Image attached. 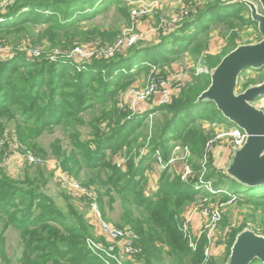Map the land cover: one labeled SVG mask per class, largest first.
<instances>
[{"label":"trees","instance_id":"obj_1","mask_svg":"<svg viewBox=\"0 0 264 264\" xmlns=\"http://www.w3.org/2000/svg\"><path fill=\"white\" fill-rule=\"evenodd\" d=\"M100 1L15 2L9 8V15L2 17L4 24L0 25V31L27 23H47L51 24L48 28L51 37L55 35L57 38L59 32L74 29L80 20L91 18L110 5L125 6L123 0ZM247 8L241 2L211 5L189 14L181 28L162 37L157 46L143 49L135 46L126 56L93 61L82 68L73 62H57L45 55L37 59L18 55L11 61L0 62V112L12 115L13 122L26 129L50 131L65 125L77 131L71 135L75 141L73 150L68 155L63 154L62 168L64 166L76 179L86 171L88 179L83 184L89 188L97 186L103 218L108 219L107 208L113 211L114 196L119 197L123 209L119 226L139 235L138 245L142 252L137 258L145 264H163L167 257L169 264L202 263L207 240L203 237L195 241L197 249H192L184 237L180 215L188 204H193L200 194L206 192L194 188L195 181L194 184L185 183L175 172L172 174L170 168H165L160 174L158 190L148 194L149 178L145 173L153 171L148 159L156 151H161L164 163L169 165L171 152L176 147L170 144L171 141L189 146L198 158L210 159L212 155L206 153V147L212 139L198 132L196 122L210 120L222 124L225 121L213 103L198 102L211 84L210 75H204L170 105L155 110L165 113L162 114L164 121L148 143L140 148L149 153L141 157L143 153L134 148L140 138L146 141L149 128L144 127L143 116H135L127 110L121 93L132 87L140 72L170 63L171 56L191 51L199 55L205 51L209 47L208 32L213 22L224 21L235 27L234 20H238V26L254 25L257 28L251 16L246 18L243 14ZM124 15L128 17L126 13ZM115 36V33L101 32V37H108L111 42ZM236 38L237 33H234L230 47L215 57L212 69L239 46ZM42 43L39 40L34 45ZM69 44L72 48L77 46L73 41ZM249 87L250 84L245 85L243 91ZM96 104L102 107V113L86 124L83 116ZM79 126L90 128L88 138L81 140ZM126 148L130 156L121 153ZM120 157L129 158L124 170L115 163ZM193 169V172L199 171L200 167L194 166ZM42 174L40 171L36 174L42 180H32L26 174L25 181H21L0 170V242H3V232L11 227L21 237L24 264H108L105 256L96 254L88 246V239H93L95 233L86 214L71 204L67 205V211L62 210L44 191L47 180ZM214 175L218 177L216 188L223 192L226 189L229 193L231 190L243 193L254 204L264 199V185L251 188L235 182L224 172ZM105 197L110 198L109 206L104 204ZM3 252L2 247L0 255L7 261ZM111 264L116 263L111 261ZM251 264L264 263L255 259Z\"/></svg>","mask_w":264,"mask_h":264},{"label":"rangeland","instance_id":"obj_2","mask_svg":"<svg viewBox=\"0 0 264 264\" xmlns=\"http://www.w3.org/2000/svg\"><path fill=\"white\" fill-rule=\"evenodd\" d=\"M22 1L27 2L31 0H0V19L9 15L10 6H14L15 2ZM123 1H125V6L119 7L110 5L91 18L80 20L77 23V27L74 29H67L65 33L59 32V36L57 38L55 35L54 37H51V33L48 32V28L51 24L47 23H27L20 27L17 26V28L13 27L9 29H1L0 62L11 61L18 55L31 59L28 56V53L36 51L38 58L45 55L47 57L54 58L57 62H73L76 66L78 64V67L82 68L86 65H90L93 61L110 60L114 59L118 55L126 56L135 46H138L139 49L157 46L161 43L162 37L169 36L181 28L182 24H184L187 20L186 18L184 19V16L187 14L189 15L191 13L199 12V10L208 8L211 5H222L228 2L238 3L241 0ZM247 1L254 3L258 7L259 12L262 13L258 0ZM99 2L101 1L99 0ZM138 10H146L148 13L145 17L135 19L132 12H139ZM125 13L128 14V17H125ZM243 14L246 18L251 16L248 8L243 10ZM234 22V24H236L235 27H230L224 21L216 23L213 22L210 25L208 32L209 47L205 49V51L200 52V49H197V52H200L199 55H195L194 51H191V53L184 52L180 55L171 56L170 63L163 64V66L160 65L158 67H151L149 70L140 72L136 76L135 82L130 89L142 90L146 87L151 78L158 75L164 80H169L173 88H177L181 85L180 92L176 97H174V99L180 97L182 92L188 86L191 84L194 85L196 81L200 80L204 75L211 74L213 71L212 67L215 57L221 56L230 47L229 43L231 42L234 33H237L236 41L239 46L254 44L263 38L254 25H247L244 27L237 25L239 24L238 20H234ZM2 24H4L3 20L0 21V25ZM101 32L115 33L116 36L111 42L108 41V37L102 38ZM132 37H135V41L131 45H127L125 47L124 45H118L122 40L128 42ZM39 40L43 41V43L34 45V43ZM69 41L76 42L77 46L72 48V45H68ZM27 44H31L32 47H29ZM104 47L115 48L114 55L109 58L100 56L98 51ZM75 50H80L82 53H76ZM87 58L91 59L86 61L85 59ZM263 77L264 69H262L261 72L253 71L251 69L244 71L240 78L236 92L238 94L242 93L245 85L247 84H250L251 86L261 84ZM127 92L128 91H124L121 95L125 104L127 103L128 105L126 106L127 110L132 113L130 104H134V102L133 99H130V97L127 96ZM153 104L154 100L148 101L145 104H140L139 106L143 111L140 110V112L135 115L143 116L145 118L143 125L144 127L149 128V131H146V129L143 130V136L146 131V141L144 142L139 137L140 139L138 145L134 148L136 150H140L142 153H144V150L140 148H143L145 143H148V139H150L151 135L153 136L154 132H157V127L164 121L162 114L165 113L155 111L157 107L155 108ZM253 104L258 108L261 106L264 109V97L257 99ZM149 107H153L155 109L146 110ZM101 113L102 107L97 106L96 104L94 109L89 110L84 114L83 119L86 124H90L93 118L95 116H100ZM223 119L225 123L222 124H216L210 120H197L196 122V124H198V132H201L206 138L212 139L210 147L208 148L212 158H198L193 155L189 146L183 145L180 141H171V145H178L180 149L177 151H174L173 149L171 152V157L173 156L172 158H175L176 161L171 164L168 161L169 165L165 164V168H170L172 174H174V168H172V166L176 167L177 164L181 165L179 174H184L187 163L193 168L194 166L200 167L199 171L191 173V175L193 174L195 178H192L194 180H190L189 182L194 184V181L199 178H202V180L205 179L204 182H202L204 183L202 184V188L197 190L206 193L200 194L193 204H188L181 213L180 217L182 219L181 222H183L182 228L187 220H190L188 226L190 232L193 233V217L199 216L200 229L197 233L194 232L195 235H197L200 233L201 227L202 232L204 233V226L207 224V219L203 217L202 212L212 211L217 208L221 211L222 218L218 224V230L216 233L217 248H215L217 249L216 251L219 250V253L214 264H226L236 237L242 231L249 229L261 236H264V199L259 201L257 204H254L248 200L249 197L243 193H235L234 190H231V193H229V190L227 191L226 189L223 192L222 189H217L215 186L218 183V177L214 174L225 173V170L228 169L232 162L234 151L238 149L235 147L232 137L228 135V133L233 130L231 127H234L235 125L227 121L226 118L223 117ZM13 120L14 117L12 115L0 112V170L9 173L21 181L25 179L26 174H28L32 180H42L36 175L37 172H42L43 178L47 180V185L45 186L44 191L55 200L62 210L67 211V205L71 204L75 207V209L79 210L80 213L86 214L89 223L94 229L95 235L92 239L94 243H97L99 246H103L102 252L104 255L109 257L111 254L113 257L118 259L121 252L119 247L111 241H107L106 238L99 233V222L97 219L92 217L94 214L90 215L89 205L91 201L87 196H85V193H88V196L91 198H93L92 196H95V200L100 208L99 212L102 213L97 186L89 188L83 184L87 178L85 176L86 171L81 173L80 179H76L71 175L70 171L66 170L63 166L64 171L68 174L70 180H73V182L78 185V188L75 189V192L73 193L68 190L69 185L66 180L62 179L59 175V165L62 167L63 162H65L63 154L67 153L68 155L73 150L75 141H73L71 135L77 133V131L65 125L50 131H37L19 127L18 123L13 122ZM78 130L81 135V140L89 137L91 131L89 127L79 126ZM185 148L189 149L186 150ZM121 153L130 156L128 149ZM145 154L149 153L146 152ZM156 155L157 151L154 155H152V157L149 156L150 159H148L153 168V173H145L146 176L150 178L147 186L148 194H152L151 177L152 180H156L158 184L160 175L157 173H162L163 170H165V168L163 169L164 159L161 151L160 158L162 161H159ZM29 156L34 158V161L38 160L39 163L34 164L33 161L29 162ZM128 163L129 161L126 162L125 165L127 166ZM92 176L93 175H91V177ZM207 183H209L208 186L216 192L215 194L206 191L207 189L205 188V184ZM193 186H195L194 188H197L196 184ZM241 191L244 192V190ZM103 195H105V191H103ZM114 198L115 202L112 205L114 210L111 211L108 207V219L104 218L103 220L115 228L124 229V226H119L123 213L121 200L117 196H114ZM109 200V197H105L104 204L109 206ZM1 228L2 225L0 224V229ZM235 232L236 237L234 238L233 236ZM134 234L138 237L139 242V235L135 232ZM2 237L3 242H0V249L3 247L4 252L2 255L6 257L7 261L3 260L0 255V264H24V261L22 260L24 246L18 232L14 228L9 227L3 232ZM113 246L114 250L111 252V248ZM196 249L197 245L194 250ZM116 259L107 258L106 260L108 264H111V261L117 264ZM123 261H126V258H124ZM168 261L169 258L167 257L163 264H169ZM135 263L145 264L141 260H138L137 257L135 258Z\"/></svg>","mask_w":264,"mask_h":264},{"label":"water","instance_id":"obj_3","mask_svg":"<svg viewBox=\"0 0 264 264\" xmlns=\"http://www.w3.org/2000/svg\"><path fill=\"white\" fill-rule=\"evenodd\" d=\"M240 2L249 8L263 38L254 44L240 45L227 54L211 72V84L198 102L213 103L224 118L247 135L243 147L234 151L225 174L253 188L264 185V110L253 104L264 97V81L240 94L236 91L244 71L264 69V0H258L262 13L254 3ZM255 259L264 263V236L246 229L237 235L226 264H251Z\"/></svg>","mask_w":264,"mask_h":264},{"label":"built area","instance_id":"obj_4","mask_svg":"<svg viewBox=\"0 0 264 264\" xmlns=\"http://www.w3.org/2000/svg\"><path fill=\"white\" fill-rule=\"evenodd\" d=\"M133 11L132 15L133 17L136 18H142L145 17L147 15V11L143 10L140 11ZM188 17V14L186 16H184V19ZM0 21H2V19H0ZM136 37V36H135ZM135 37H132L128 42L125 40H122L121 42H119V46L120 45H131L134 41H135ZM76 53H82L80 52V50H75ZM1 52V50H0ZM74 52V51H73ZM98 53L100 54V56L104 57V58H109L112 57L115 53V48H108V47H104L102 49H100L98 51ZM38 54L32 51L28 53V56L31 59H36L38 58L37 56ZM1 56V55H0ZM54 59V58H52ZM91 58H87L85 59L86 61L90 60ZM181 89V85H179L177 88H173V86L170 84L169 80H164L162 77H159L158 75L154 78H151L146 87L143 88L142 90H137V89H129L128 92L126 93L128 97H130V99H133L134 104H130V109L132 111V113L134 115H136L137 113L140 112V104H145L148 101L154 100V104L153 106L156 108L158 107H162V106H166V105H170L174 99V97H176ZM179 90V91H178ZM177 93V94H176ZM136 105V107H135ZM126 106L127 103H126ZM153 108V109H155ZM258 108V107H257ZM259 109L264 110L263 107H259ZM152 116V115H151ZM233 130H231L228 135L230 137H232L233 139V143H235V147L236 148H242V146L245 144L246 139H247V135L244 133V131H242L240 128L234 126L231 127ZM211 141L207 144L206 147V153H210L208 148L210 147ZM180 147L178 145H176V147L174 148V151L179 150ZM186 150H188V148H185ZM145 156L147 154L143 153ZM143 154L141 155V157H143ZM157 159L159 161H162L160 158V151H157V155H156ZM173 157V156H172ZM170 158L169 162L174 163L176 161L175 158ZM207 158V157H206ZM127 157H120L118 158V160L115 162L117 167L121 170L125 169V163L128 162ZM29 162H32L34 164H38L39 161L36 160L34 161V158H32L31 156L28 157ZM160 164V163H159ZM187 166L185 167L184 170V174H179V176L181 177V180L185 183H189V181L194 180L192 178H195V176H193V174L191 175V173L193 172V169L191 167V165H188V163L186 164ZM60 168V176L62 177V179H65L66 182L69 185L68 190L72 191L73 193L75 192V189L78 188V185L75 184L73 182V180H70L68 174H66V172L62 169L61 165H59ZM165 168V163L163 165V169ZM72 179V178H71ZM205 179L202 180V178H199L195 181L196 184V189H201L202 188V182H204ZM209 183L205 184V188L207 189L206 191L215 194L216 192H214L212 190V188H210L208 186ZM73 185V186H72ZM90 192V191H89ZM85 196H87L89 198V200L91 201L89 207H90V215L94 214V216H92L93 218L97 219L99 222V233L102 234V236H104L106 238L107 241H111L113 244H115L116 246L119 247L120 249V257L118 259H116L115 257H113L111 254L109 255V257L107 255L103 254V246H99L97 243H94V241L92 239H88V246L96 253L99 254L101 256H105V259L107 258H114L117 261V264H136L135 263V258L138 257L142 250L140 249V247L138 246V237L134 234L133 231L128 230V229H118L115 228L111 225H109L107 222H105V220H103V216L102 213L99 212V205L95 200V196H92L93 198H91L90 196H88V193H85ZM203 217H205L207 219V224L206 226H204V233L202 232V227H201V231L199 234L195 235V233L190 232L189 230V223L190 220L188 219L187 222L183 225V233H184V237L186 239H188L190 247L193 249L196 248L195 245V241H199L200 239H202L204 236L206 237L207 240V246L206 249L204 251V259L202 261L201 264H214L215 259L218 256V251H216L217 249V239H216V233L218 230V224L221 221L222 218V213L221 211L217 208L215 210L212 211H204L202 212ZM91 218V216H90ZM204 235V236H203ZM114 250V246L111 248V252ZM110 252V253H111ZM107 256V257H106ZM126 258V261H123V259Z\"/></svg>","mask_w":264,"mask_h":264},{"label":"crops","instance_id":"obj_5","mask_svg":"<svg viewBox=\"0 0 264 264\" xmlns=\"http://www.w3.org/2000/svg\"><path fill=\"white\" fill-rule=\"evenodd\" d=\"M140 110H141V108H139ZM151 109H153V107H149V108H147L146 110H151ZM141 111H143V110H141ZM145 111V110H144ZM181 165H179V164H177L176 165V167L174 166H172V168H174V172L175 173H177V174H179L180 173V167ZM183 168V167H182ZM182 170V169H181ZM160 174H161V172H159ZM159 173H157L158 175H160ZM149 180H150V178H149ZM151 193H153V192H156L157 191V189H158V184H157V182H156V180L154 181V180H152V177H151ZM193 224H192V230H193V233L195 232V233H197L198 231H199V226H200V218H199V216H194L193 217V222H192Z\"/></svg>","mask_w":264,"mask_h":264}]
</instances>
